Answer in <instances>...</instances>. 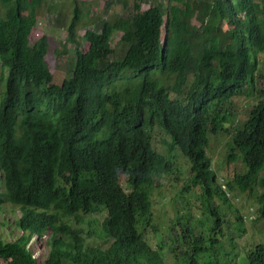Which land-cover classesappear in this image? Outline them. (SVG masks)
<instances>
[{"label": "trees", "instance_id": "obj_1", "mask_svg": "<svg viewBox=\"0 0 264 264\" xmlns=\"http://www.w3.org/2000/svg\"><path fill=\"white\" fill-rule=\"evenodd\" d=\"M45 1L0 0V53L11 68L0 95V206H20L13 227L24 231L12 241L0 239V264H37L29 238L47 234L44 264H166L142 231L151 220L156 181L180 172L153 149L158 127L172 138L171 149L189 161L188 188L201 190L210 222L206 239L208 230L196 234L193 214L178 210L182 227L165 234L171 244L187 247L190 264H199L207 250L226 253L224 213L211 201L229 203V197L207 157L208 138L228 132L230 106L258 95L229 154V163L239 156L247 171L226 187L262 189L257 200L264 216V88L257 87L264 78V0H156L149 10L138 2L128 16L109 15L88 29L87 53L81 52L79 31L94 22L77 4L64 50L57 51L66 54V46L76 45V58L71 77L60 85L46 60L48 38L26 48L38 12L52 15L53 0ZM117 3L127 8L130 0H107V6ZM53 14L57 20L64 16ZM115 33H122V56L112 49ZM150 68L169 76L147 81L125 75ZM120 74L126 79L121 90L111 83ZM108 91L120 96L102 93ZM105 212L95 226L91 217ZM241 219L236 214L239 228ZM88 227L98 228L86 233ZM207 264H264V245L250 246L235 263L219 257Z\"/></svg>", "mask_w": 264, "mask_h": 264}, {"label": "rangeland", "instance_id": "obj_2", "mask_svg": "<svg viewBox=\"0 0 264 264\" xmlns=\"http://www.w3.org/2000/svg\"><path fill=\"white\" fill-rule=\"evenodd\" d=\"M142 1V8L148 10L150 7L157 4L156 0H130V5L124 8L122 4L117 3L107 7V0H47L43 3L52 5V15L47 9H41L38 12L37 22L35 27L31 30L29 37L30 43L33 44L43 35L49 36L52 41V50L57 49L60 53L64 50V44L67 39V32L65 30L70 25L73 18L74 11L77 4L81 8L80 3H83L84 7L90 12L89 16L92 18L94 24L85 29L79 31V38H83L88 29H95L100 27V21L105 18H109V15L127 16L133 12L135 3ZM162 4L167 5L166 1H162ZM81 10H83L81 8ZM64 12V18H68L72 13L71 19L66 23L64 19H57V14ZM59 21L64 23L63 26L59 25ZM193 25L199 26L196 20L192 21ZM165 30L163 31V33ZM166 35V33H165ZM83 36V37H82ZM121 34H114L112 41V48L120 54L118 41ZM166 38V36H165ZM82 44L81 51L86 52L89 50V42L80 39ZM67 53L61 54L59 57H55L53 51L50 50L47 61L50 63V68L54 69L56 77L54 83L60 85L64 77L70 78L72 75V64L76 58L75 45L66 46ZM264 84H259V88H263ZM257 104V99L254 97L251 99H241L236 101L230 106V117L228 126L231 130V134L220 132L216 135L209 137L208 157L213 161V170L215 171L218 182L222 187L228 180H231L234 174H242L246 172V167L239 159L236 162L229 163L228 154L231 139L237 128H241L246 121L247 115L250 110ZM153 147L155 151L164 156L168 161L174 163L175 168L182 167L183 172H177L175 176L165 175L156 181L157 185L152 190V212L153 222L152 226L145 230V236L153 249H158L159 245L163 247V256L166 264H176L171 258L172 253L169 250L170 239L165 233H170L172 236V229L177 228L178 222V210H182L184 215L188 212L192 213L194 218L193 222L197 225L196 234L202 231L209 233V216L205 208L207 204L202 196L200 189L188 188L189 185V171L188 161L182 155L178 154L175 149L172 148V141L167 134L159 127L155 129L153 133ZM178 151V150H177ZM180 153V151H178ZM183 156V157H182ZM126 180L123 177L121 183L123 189L127 191L125 184ZM188 189V191H186ZM228 190V189H227ZM263 190L260 188L254 193H242L240 190L229 191L227 196L229 197V203L214 198L211 201V205L215 208H219L224 213L225 223L223 227L224 236L222 238V244L226 247L227 252H221V262H225L226 259H235L236 253H243L247 246H255V244H264V219L258 217V200L257 195ZM236 214L243 215L241 228H239L238 222H235ZM21 211L12 205H5L0 210V239L5 241H12L18 237L22 231L13 227L16 219L21 217ZM105 214H97L92 216V220L95 226H100L101 222L105 218ZM185 222V220L183 221ZM94 231L98 227H93ZM154 228V229H153ZM90 230V228H85ZM48 235V234H47ZM205 237L207 235L205 234ZM230 238H233L230 240ZM47 236L38 239L33 237L28 245L29 251L32 253L37 264H44L48 259L49 249L46 245ZM210 243H208V246ZM102 246L107 247V244L103 242ZM174 250L175 260L177 264H190V253L188 249H185L181 253H177L176 248ZM219 252L214 254L213 250H207L202 256V261L207 264L210 261L219 259ZM234 255V256H233ZM169 257V258H168ZM232 257V258H231Z\"/></svg>", "mask_w": 264, "mask_h": 264}, {"label": "clouds", "instance_id": "obj_3", "mask_svg": "<svg viewBox=\"0 0 264 264\" xmlns=\"http://www.w3.org/2000/svg\"><path fill=\"white\" fill-rule=\"evenodd\" d=\"M138 2H142V1H138ZM137 2V3H138ZM1 3V2H0ZM166 3H167V5H164L165 7L166 6H168V2L166 1ZM142 4H143V2H142ZM114 5V4H113ZM0 6H1V4H0ZM107 7H110V6H107ZM150 8H153V6L152 7H150ZM149 8V9H150ZM148 9V10H149ZM144 10V9H143ZM0 15H2V13H1V9H0ZM115 16V15H114ZM128 16V15H127ZM71 17H72V13H70V15H69V17L68 18H64V17H62L61 19H64L65 20V22L67 23L70 19H71ZM124 17H126V16H124ZM60 19V20H61ZM59 20V19H58ZM57 19L55 20V21H58ZM193 20H196V18H194ZM37 21V20H36ZM197 21V20H196ZM60 23H59V25L60 26H63L64 25V23H61V21H59ZM193 24V23H192ZM225 23H223V25H224ZM100 25H102V23H100ZM194 26H196V25H194ZM35 27V25L31 28V30L33 29ZM68 28V27H67ZM31 30H30V32H29V34H28V36H27V38H26V48L28 49V50H32V48H33V46L42 38V37H46V38H48V41H49V44H50V50L51 51H53L52 50V41H51V38L49 37V36H45V35H43L41 38H39L37 41H35L33 44H31L30 43V40H29V37H30V34H31ZM65 30H66V32H67V29H66V26H65ZM91 30H93V29H91ZM165 29H163V31H164ZM165 33H166V31L163 33V35H165ZM86 34V33H85ZM84 34V35H85ZM116 34V33H115ZM118 34V33H117ZM119 34H121V37H122V33H119ZM83 35V36H84ZM82 36V37H83ZM113 36H114V34H113ZM113 36H112V38H111V41H113ZM121 37H120V39H121ZM80 39H82V40H84L85 41V39H84V37L83 38H80ZM80 39H79V41H80ZM120 39H119V41H120ZM166 39V38H165ZM119 41H118V45H119ZM86 42H89V41H86ZM164 44H166V41H164L163 42ZM70 45H73V44H70ZM81 46H82V44H81ZM119 47V49H120V56H122V54H121V50H122V47L119 45L118 46ZM89 49H90V43H89ZM113 49V48H112ZM50 50H49V52H50ZM114 50V49H113ZM75 51H76V45H75ZM89 51V50H88ZM88 51H86V52H83V51H81L82 53H87ZM115 51V50H114ZM49 52L47 53V55H46V58H47V56H48V54H49ZM116 52V51H115ZM53 53L55 54V57L57 56V57H59L60 55H58L57 54V49H55L54 51H53ZM117 53V52H116ZM116 56H115V54H113V59L115 58ZM47 60V59H46ZM48 62V61H47ZM50 64V63H49ZM50 70H51V72H53V74H54V79H55V77H56V73L57 72H55V70L54 69H51L50 68ZM10 71H11V68H10V66L8 65V63H7V61H6V59L4 58V56L0 53V95H2L3 94V91L4 90H6V84H7V80H8V78H9V76H10ZM125 75H129V76H135V77H139V80H147V81H149V80H151V79H154V78H157V79H159V78H163V77H168L169 76V73H167V72H165V71H163V70H160V69H156V68H150V69H144V70H142V71H140V72H138V73H132L131 71H126L125 72ZM121 74L117 77V78H115V80H113L111 83H115V85H116V87H117V89H123V87L126 85V79L125 78H121ZM67 77H64V79H63V81L66 79ZM63 81H62V83H63ZM61 83V84H62ZM259 84H264V78H262V79H260V78H258V80H257V87L259 88ZM264 88V87H263ZM263 88H260V89H263ZM104 95H107V96H109V97H115L117 94H114V93H111V92H102ZM117 96H120V95H117ZM255 99H257V104H258V102H259V97H258V95H256V98ZM256 104V105H257ZM255 105V106H256ZM254 106V107H255ZM253 107V108H254ZM252 108V109H253ZM251 109V110H252ZM108 110L110 111V112H114V110H113V107H111V105H108ZM250 110V111H251ZM250 113V112H249ZM229 114V113H228ZM248 116H249V114L247 115V118H246V120L248 119ZM229 117H230V114H229V116H228V118H227V128H228V132H224V133H227V134H231V130H230V128H229V126H228V123H230L229 122ZM246 122V121H245ZM244 122V123H245ZM243 126H244V124H243ZM238 129V128H237ZM242 129H243V127H242ZM236 132H237V130H236ZM236 132L234 133V135L236 134ZM220 133V132H219ZM218 134V133H217ZM153 135V134H152ZM213 135H216V134H209V137L210 136H213ZM234 135L232 136V138L234 137ZM169 138H170V140L171 141H173L172 140V138L169 136V135H167ZM209 139V138H208ZM154 143V142H153ZM153 143H152V145H153ZM173 144V143H172ZM231 145H232V139H231V144H230V147H229V154H231L232 152H231V150H230V148H231ZM209 148V147H208ZM153 149H154V147H153ZM178 149H176V152L178 153V154H182L181 152L179 153L178 151H177ZM229 154H228V161H229ZM238 156V155H237ZM183 157V156H182ZM207 157H208V149H207ZM209 158V157H208ZM238 158L239 159H241L239 156H238ZM210 159V158H209ZM238 159V160H239ZM210 160H212V159H210ZM188 161V160H187ZM242 161V160H241ZM188 171H189V179H190V163H189V161H188ZM179 169H180V171L181 172H183L184 171V169L182 168V167H179ZM212 169H213V161H212ZM246 171H247V168H246ZM246 173V172H245ZM245 173H242V174H245ZM235 175V174H234ZM217 176V175H216ZM124 176H122L121 177V179L123 178ZM234 177V176H233ZM125 178V177H124ZM218 179V178H217ZM233 179V178H232ZM232 179L231 180H228L227 182H226V184L229 182H231L232 181ZM125 180H126V178H125ZM3 181V176H2V173H1V171H0V182H2ZM219 183V182H218ZM226 184L222 187V185H220L221 186V188L224 190V192L227 194L228 192H229V189L226 187ZM121 185H122V183H121ZM123 186V185H122ZM228 189V190H227ZM259 189V188H258ZM262 190V189H261ZM0 191L1 192H4V187L0 184ZM256 192V191H255ZM7 204H9V205H12V206H15V207H17L20 211H21V208H20V206H17V205H15V204H13L12 202H10V201H6V202H4L1 206H0V210H2L3 208H4V206L5 205H7ZM259 205V204H258ZM258 208H259V206H258ZM180 212H182V211H180ZM151 213H152V216H151V220H150V222H149V224H147L146 225V227L142 230L143 231V233L145 234V230L147 229V228H149V227H151L152 226V222H153V212H152V210H151ZM257 213H258V217L259 218H262V219H264V216L263 215H261L259 212H258V210H257ZM21 214H22V211H21ZM105 214V216L107 215L106 214V212L104 213ZM184 214V213H183ZM186 215H188V214H186ZM241 215V214H240ZM22 216V215H21ZM189 216H191V217H193V215H189ZM242 216V219H243V215H241ZM21 218V217H20ZM106 218V217H105ZM104 218V219H105ZM19 219V218H18ZM241 219V220H242ZM179 223V222H178ZM241 224H242V222H241ZM179 225V228H181L182 226H181V224H178ZM90 228V230H86V229H84L85 230V232L86 233H88V232H90V231H93V232H95L94 231V228L93 227H89ZM17 229H19V228H17ZM154 229V228H153ZM22 231V233L20 234V235H22L23 233H24V231L23 230H21ZM27 234H29V231L27 232ZM19 235V236H20ZM46 235H44V236H42V238L43 237H45ZM48 236V235H47ZM33 237H36V238H38V239H41V238H39V236L38 235H33V236H31L30 238H29V243H28V245L30 244V242H31V240H32V238ZM146 237V236H145ZM17 238V237H16ZM16 238H14V239H16ZM206 239H208L209 238V234H207V237H205ZM13 239V240H14ZM147 239V238H146ZM233 238H231V240H232ZM5 241V240H4ZM148 241V240H147ZM7 242H9V241H7ZM171 242H172V239H171V241H170V245H169V250H171L172 251V253H171V255H170V258L174 261V262H176V264H177V261L175 260V255H174V250H172V247H174V248H176V251H177V253H181V252H183L185 249H187V247H184V246H182V245H180V246H177L175 243H172L171 244ZM208 243H210L209 241H207V244ZM211 244V243H210ZM258 245H264V244H255V246H251V247H257ZM151 246V245H150ZM210 246V245H209ZM250 246H247L246 247V249L243 251V253L246 251V250H248L249 251V247ZM28 247V246H27ZM153 249V248H152ZM155 251H158L160 254H161V256H162V258H163V260L165 261V259H164V256H163V248H159L158 247V249H154ZM218 252H219V255H218V257H220L221 258V252H220V249L218 250ZM243 253H236V256H235V259L234 260H232V259H226V260H232V263H235L236 262V257L237 256H239V255H242ZM234 256V255H233ZM32 258L34 259V257H33V255H32ZM169 258V257H168ZM232 258V257H231ZM35 260V259H34ZM219 260V259H218ZM36 262V261H35ZM166 263V262H165ZM167 264H169V261H168V263ZM199 264H205L203 261H202V259L201 260H199Z\"/></svg>", "mask_w": 264, "mask_h": 264}, {"label": "bare ground", "instance_id": "obj_4", "mask_svg": "<svg viewBox=\"0 0 264 264\" xmlns=\"http://www.w3.org/2000/svg\"><path fill=\"white\" fill-rule=\"evenodd\" d=\"M51 237H52V235H51Z\"/></svg>", "mask_w": 264, "mask_h": 264}]
</instances>
